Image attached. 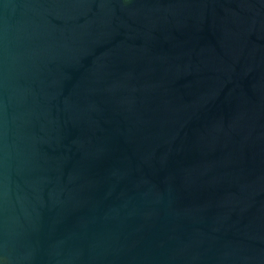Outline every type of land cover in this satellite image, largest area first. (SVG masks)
Returning a JSON list of instances; mask_svg holds the SVG:
<instances>
[{
    "label": "water",
    "instance_id": "1",
    "mask_svg": "<svg viewBox=\"0 0 264 264\" xmlns=\"http://www.w3.org/2000/svg\"><path fill=\"white\" fill-rule=\"evenodd\" d=\"M0 264H264V0H0Z\"/></svg>",
    "mask_w": 264,
    "mask_h": 264
}]
</instances>
